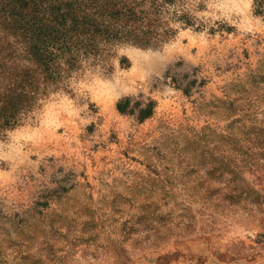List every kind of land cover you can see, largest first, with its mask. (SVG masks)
<instances>
[{"label": "rangeland", "instance_id": "rangeland-1", "mask_svg": "<svg viewBox=\"0 0 264 264\" xmlns=\"http://www.w3.org/2000/svg\"><path fill=\"white\" fill-rule=\"evenodd\" d=\"M181 6L192 27L82 57L0 138V264H264V158L226 193L229 124L264 116V0Z\"/></svg>", "mask_w": 264, "mask_h": 264}, {"label": "trees", "instance_id": "trees-1", "mask_svg": "<svg viewBox=\"0 0 264 264\" xmlns=\"http://www.w3.org/2000/svg\"><path fill=\"white\" fill-rule=\"evenodd\" d=\"M181 4L182 0H0V138L59 88L82 57H97L115 44L156 47L174 36L171 24L192 27L194 18ZM125 107L117 104L121 112ZM229 125L227 140L234 156L226 193L233 199L238 190L256 191L244 174L260 177L253 165L264 158V116L235 117Z\"/></svg>", "mask_w": 264, "mask_h": 264}]
</instances>
